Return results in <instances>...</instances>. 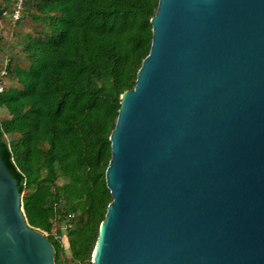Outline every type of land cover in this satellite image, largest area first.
I'll list each match as a JSON object with an SVG mask.
<instances>
[{
	"label": "water",
	"instance_id": "water-1",
	"mask_svg": "<svg viewBox=\"0 0 264 264\" xmlns=\"http://www.w3.org/2000/svg\"><path fill=\"white\" fill-rule=\"evenodd\" d=\"M150 25L90 262L264 264V0H158ZM54 258L0 157V264Z\"/></svg>",
	"mask_w": 264,
	"mask_h": 264
},
{
	"label": "trees",
	"instance_id": "trees-1",
	"mask_svg": "<svg viewBox=\"0 0 264 264\" xmlns=\"http://www.w3.org/2000/svg\"><path fill=\"white\" fill-rule=\"evenodd\" d=\"M15 1L0 0V157L54 263L91 264L111 201L109 135L148 54L158 0H27L14 21Z\"/></svg>",
	"mask_w": 264,
	"mask_h": 264
},
{
	"label": "built area",
	"instance_id": "built-area-1",
	"mask_svg": "<svg viewBox=\"0 0 264 264\" xmlns=\"http://www.w3.org/2000/svg\"><path fill=\"white\" fill-rule=\"evenodd\" d=\"M27 0H16L15 3H14V6L12 7L11 9V17L14 21H17L21 18L22 16V12H23V9H24V5H25V2ZM0 90H1V87H0ZM73 217V214L69 213L66 215V218L67 219H70ZM70 228V224L69 223H64L63 226H62V231L65 232L66 230H68ZM44 235L47 237V234L44 233ZM59 239L62 238V235L58 236ZM70 264H84V262H80V261H75V262H72Z\"/></svg>",
	"mask_w": 264,
	"mask_h": 264
},
{
	"label": "rangeland",
	"instance_id": "rangeland-1",
	"mask_svg": "<svg viewBox=\"0 0 264 264\" xmlns=\"http://www.w3.org/2000/svg\"><path fill=\"white\" fill-rule=\"evenodd\" d=\"M64 234H65V232H63V234H62V238H61V240H62L64 246L67 247V241H66V237L64 236ZM91 251H92V249H91ZM91 254H92V253H91ZM66 257H67V258H70V252H69L68 249H66ZM84 264H89V263L84 262Z\"/></svg>",
	"mask_w": 264,
	"mask_h": 264
}]
</instances>
